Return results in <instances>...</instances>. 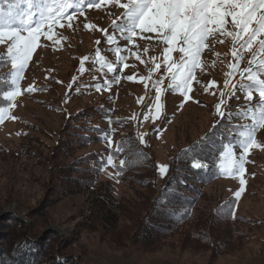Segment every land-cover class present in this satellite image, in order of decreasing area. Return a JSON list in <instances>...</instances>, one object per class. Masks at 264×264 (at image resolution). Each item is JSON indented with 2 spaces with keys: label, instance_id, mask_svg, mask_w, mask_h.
Wrapping results in <instances>:
<instances>
[{
  "label": "rangeland",
  "instance_id": "1",
  "mask_svg": "<svg viewBox=\"0 0 264 264\" xmlns=\"http://www.w3.org/2000/svg\"><path fill=\"white\" fill-rule=\"evenodd\" d=\"M122 16L123 9L118 4L105 2L99 9H85L71 22L61 20L64 27L59 24L53 27L52 40L40 37L31 60L10 91L19 89V93L14 100H9L8 106L1 108L5 114L0 123V146L15 151V157H0V213L9 210L25 220L33 209L41 210L45 221L39 223V231L55 233L58 238L55 255L73 257L81 264H264V149L261 148L250 149L243 175L233 169L225 178L203 189L197 216L210 220L214 209L217 213L215 229L211 232L213 246L200 247V251L195 247L197 243L184 246L185 240L179 237H167V243L152 254L143 247L116 249L106 242L102 230L89 233L80 227L83 221L79 216L86 195L70 196L55 203L48 200L51 195L57 196L58 188L51 182L45 160L61 150L57 145L62 138L65 144L66 140H78L72 142L78 157L90 156L102 162L95 174L100 181H108L114 187L119 199H125L140 211L147 209L149 191L133 187L119 177L114 168L117 161L106 163L109 150L118 138L123 133L135 134L140 145L153 157L162 182L167 172L161 173L160 166H167L168 171L171 159L179 151L204 138L223 122L226 116L218 114V104L220 113L230 114L246 100L242 94L233 97L238 89L232 85L248 67L251 52L242 60H235L231 37H220L223 43L210 44L214 51L203 50L202 67L195 70L196 80L192 81L189 100L169 87L173 73L168 72V66L179 65L182 54L178 50L166 54L165 47L172 46L165 45L153 33L141 34L138 30L132 41H125L112 28L113 21L120 22ZM226 27L232 30L230 24ZM108 35H113L114 40L109 41ZM8 43H0V58L7 56ZM116 48H120L119 53ZM234 64L237 65L235 72ZM109 65L116 72L110 71ZM13 73L11 81L15 78ZM128 76L135 79L128 80ZM158 79L162 80L159 93L154 87ZM212 81L214 85L210 84ZM29 86L35 89L31 93L27 91ZM156 95H160L162 105L158 117L157 102L153 99ZM255 98L259 101L258 95ZM99 110H110L113 118L125 121L115 123L110 117L101 116ZM94 113L95 118L91 119ZM226 118L235 123L231 115ZM250 122L253 123L251 118ZM96 125L109 128L110 140L99 143L100 139L88 138L96 136V131L87 127ZM256 140L264 144V128L258 129ZM233 150L235 155L224 165L225 169L234 159H239L241 149ZM241 179L246 182L244 185ZM241 187L245 190L237 199L234 194ZM229 203L235 209L233 218L223 209ZM26 224L28 229L32 228L30 220ZM128 225L124 219L117 232L123 231L122 235L129 236L125 230ZM209 225L207 228H211L212 224ZM212 254L224 255L213 259Z\"/></svg>",
  "mask_w": 264,
  "mask_h": 264
},
{
  "label": "trees",
  "instance_id": "2",
  "mask_svg": "<svg viewBox=\"0 0 264 264\" xmlns=\"http://www.w3.org/2000/svg\"><path fill=\"white\" fill-rule=\"evenodd\" d=\"M87 8L85 5L83 12ZM69 12L73 13V17L81 14L75 9H69ZM11 67L7 56L0 58V109L9 104L4 93L14 89ZM240 94L245 97V93L240 90L233 97L236 98ZM253 94L255 97L258 95ZM254 96L251 102L244 100L243 106L230 111L235 123L225 117L223 122L204 138L179 151L171 159L167 175L162 182H159L153 157L140 145L136 135L123 133L118 138L116 145L109 150L112 160L118 162L114 167L116 173H119L117 175L123 180L129 181L133 187L139 186L149 191L147 209L140 211L128 205L125 199H119L114 187L108 181H100L95 174L101 168L102 162H96L90 156L78 157L77 150L72 145V142L76 143L78 140H66L65 144L62 138L61 143L57 145L61 150L45 160V165L50 168L51 182L58 188L57 196L53 198L51 195L48 200L55 203L70 196L86 195L87 200L79 216L83 221L80 227L89 233L102 230L106 242L116 249L143 247L146 252L152 254L167 243V237L184 239V246L187 243H197L199 246L195 247L199 251L201 248L212 247L214 241L211 232L215 229L217 211L214 209V216L211 211L212 218L208 220L198 217L196 208L203 198V189L227 176L224 165L230 157L227 155L226 146L231 144L234 149H240V133L246 130L245 126L251 124L250 117L240 114L248 108L255 111L259 101ZM99 114L106 119L110 117L115 123L125 121L113 118L110 110H99ZM92 115L91 119H94L96 114ZM87 129L96 131V136L88 138L98 141L100 139L99 143H105L112 137L109 128L96 125L88 126ZM121 147L122 150L117 151ZM19 150L22 152L23 148ZM14 153L15 151L0 146L2 159H13ZM38 156L42 158L39 154ZM195 160H199L206 167H192ZM121 161H124L123 165ZM223 209L227 210V216L235 212L231 203L226 204ZM44 214L41 210L33 209L25 220L13 213H5L0 217V264H81L73 257L55 255L57 236L51 230L42 229L41 233L39 231V223L45 221ZM230 218H233V215ZM26 219L31 221V230L28 229ZM124 219L129 223L125 227L129 233L126 237L122 235L123 231L117 232ZM208 223L212 224L211 228H207L210 226ZM223 255L212 254L213 259Z\"/></svg>",
  "mask_w": 264,
  "mask_h": 264
},
{
  "label": "snow or ice",
  "instance_id": "3",
  "mask_svg": "<svg viewBox=\"0 0 264 264\" xmlns=\"http://www.w3.org/2000/svg\"><path fill=\"white\" fill-rule=\"evenodd\" d=\"M105 2L113 6L119 5L123 9L120 22L113 21L112 28L118 31L125 41H132L139 33L157 34L165 45L164 52L170 54L178 50L182 55L180 64L168 66V72L173 73L170 84L171 91H178L192 99L189 93L192 91V81L196 80L195 70L201 65L202 52L205 49L214 51L210 44L223 43L220 37H231L234 42L232 56L235 60H242L244 55L251 52L248 67L240 72L241 79L234 89L244 92L248 102L253 100V93H257L259 104L255 111L248 108L240 115L250 117L252 124L245 126V131L240 133L242 139L238 142L241 149L239 159H234L225 169V174L235 170V173L243 175L245 172V157L250 154L253 147L264 149V144L256 140L258 129L264 128V0H0V43H8L7 59L10 60L15 70L13 84L23 74L25 67L32 58L33 52L38 47L41 36L53 39L52 29L60 21L67 19L71 22L73 13L69 9L83 12L84 6L99 9ZM7 5V7H5ZM231 25L229 30L227 25ZM92 27V25H88ZM47 29V31H45ZM102 31H107L103 30ZM209 37L213 39L210 41ZM109 41L114 40L113 35H108ZM238 45V47H236ZM255 50L253 51V46ZM115 51L119 53L120 48ZM219 56V53H216ZM259 57V59H257ZM87 60L88 57H84ZM139 59V56H137ZM127 67V65H124ZM159 68V65L156 66ZM177 68V72L173 69ZM237 65H233L235 72ZM109 70L116 72V68L109 65ZM230 76L232 73L229 74ZM128 80H134V76H128ZM247 81V83H245ZM162 80L155 81L156 92H161ZM215 84V81L210 82ZM35 89L29 86L27 91ZM42 90V89H41ZM19 89L4 93L5 99L14 100ZM156 104L157 117L162 105L160 95L153 98ZM198 103V101H197ZM223 103V101H221ZM15 106V105H13ZM218 114L226 117L231 114L220 113L221 105H217ZM5 110L0 109V123L4 120ZM147 119V117H144ZM15 119V117H13ZM143 140V137H140ZM227 155L233 157L234 146L227 145ZM122 150V147L117 151ZM112 156H108L106 163H112ZM121 165L124 161L120 162ZM194 168H203L206 165L199 160L192 164ZM122 170V169H121ZM161 173L166 174L167 166H160ZM119 174V173H117ZM241 185L246 182L241 179ZM245 189L241 187L235 192L238 199ZM234 216V213H230Z\"/></svg>",
  "mask_w": 264,
  "mask_h": 264
},
{
  "label": "water",
  "instance_id": "4",
  "mask_svg": "<svg viewBox=\"0 0 264 264\" xmlns=\"http://www.w3.org/2000/svg\"><path fill=\"white\" fill-rule=\"evenodd\" d=\"M5 213H13V214H14V212L9 211V210H6V211L3 212V214H5ZM3 214H2V215H3ZM2 215H1V216H2ZM1 216H0V217H1Z\"/></svg>",
  "mask_w": 264,
  "mask_h": 264
}]
</instances>
